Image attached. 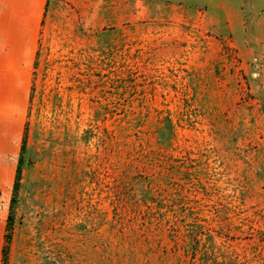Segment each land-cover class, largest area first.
Returning <instances> with one entry per match:
<instances>
[{
    "label": "rangeland",
    "instance_id": "1",
    "mask_svg": "<svg viewBox=\"0 0 264 264\" xmlns=\"http://www.w3.org/2000/svg\"><path fill=\"white\" fill-rule=\"evenodd\" d=\"M2 264H264V0H47Z\"/></svg>",
    "mask_w": 264,
    "mask_h": 264
},
{
    "label": "crops",
    "instance_id": "2",
    "mask_svg": "<svg viewBox=\"0 0 264 264\" xmlns=\"http://www.w3.org/2000/svg\"><path fill=\"white\" fill-rule=\"evenodd\" d=\"M46 3L0 0V163L18 162L33 84L31 65ZM2 239L0 224V264Z\"/></svg>",
    "mask_w": 264,
    "mask_h": 264
}]
</instances>
